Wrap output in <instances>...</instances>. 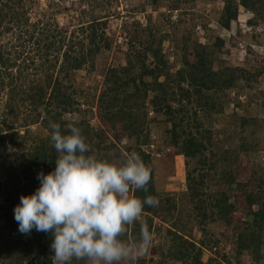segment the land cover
<instances>
[{"label": "trees", "instance_id": "16d2710c", "mask_svg": "<svg viewBox=\"0 0 264 264\" xmlns=\"http://www.w3.org/2000/svg\"><path fill=\"white\" fill-rule=\"evenodd\" d=\"M2 1L4 5H0V37L11 33L12 28L17 29V34L13 37L14 47L27 49L31 56L19 59L13 46L0 43V99L3 96L2 105L5 111L4 118L0 115V122L7 125L20 117L22 127L26 130L28 125L37 123L40 119L48 135L38 140L39 143L28 147L29 149L20 151L17 168L21 170L24 178L22 185L18 183L19 178L14 173L8 172L6 176L3 171L4 162L0 157V166L3 168L1 170L6 178V181L0 182V264H53L51 257L54 253L50 249L53 238L50 234L37 232L35 229L27 235L22 234L14 219V208L19 205L22 195L34 194L39 187L38 173L42 171L48 174L54 170L56 153L50 142V122L59 123L62 132L66 130L67 124L73 123L81 129L91 152L94 147L100 150L99 144L104 138L102 129L90 127L83 119L70 121L65 117L81 112V94L72 85L74 73L81 69H91L95 57L108 50L110 44L104 33V21L100 18L74 26L59 25L54 19H38L34 24L35 29L31 25V30H24L22 28L25 27L27 18L22 20L21 13L15 7L19 0L8 7L7 2L10 0ZM165 1L167 10L172 11L189 6L192 2ZM218 1L222 3V8L217 24L225 30L234 22L238 5L256 17L260 16V6H264V0H238L237 3L233 0ZM147 3L155 7L157 0H149ZM3 8L6 9L4 16ZM7 15L10 25L1 26V20ZM186 32L176 41L182 43L181 46L186 52L191 53L194 63L183 62L181 68L174 73L175 78L171 80L174 87L168 86V78L158 81V78L168 75L166 60L157 49L162 40L166 39L164 36L156 40L150 36L149 45L136 53L128 67L106 70L103 87L96 100L98 121L108 125L107 130L113 132L116 141L118 134L115 130H120L119 133L124 134L127 144H130L124 147L126 151H135L147 165L148 157L140 150V145H147L150 141L147 122L151 120L147 119L150 111L145 103L147 100L149 106H153L151 111L159 112L164 117L163 122L168 124L165 130L167 144L174 149L175 156L182 158L187 165L195 162L197 166L186 172L185 189L188 208L194 213L193 222L203 234V239L197 245L188 240L186 223L181 224V228L176 231L168 229L166 235L169 236V246L164 258L179 264H231L224 254L220 255L219 260L209 258L202 262L200 259L202 247L210 248L220 243L217 238L204 239L205 225L221 223L225 225L221 237L234 251L233 264H241L238 256L243 251L249 254L252 264H260L264 260V168L255 164V173L260 172L263 178H259L254 186L242 184L236 178L240 175L238 155L248 157L255 154L264 142L261 139L263 123L256 117L232 113L238 136L236 149L215 152L212 151L213 143L209 131L199 132L197 129L203 124L204 116L216 113L230 100L236 107H242L236 97L228 99L227 93L233 89H241L240 82L244 76H257L258 72L264 71V67L259 68L261 70L251 67L245 71L241 67L225 65L220 59L224 46L220 39H214L212 45L201 44L196 38L189 42V33ZM154 41L155 49L151 45H154ZM250 52L246 48V53ZM149 56L151 62L147 63ZM245 63L251 65L249 60ZM184 65L188 72L184 71ZM181 84H185V87H181ZM173 90L180 91V97H176ZM247 102L250 104V101ZM191 104L195 108L189 115L187 107ZM196 109L207 115L197 116ZM197 117L200 121L198 126L190 127L189 123L196 122ZM10 119L12 120L9 122ZM98 157L110 160L107 149L100 151ZM152 178L151 172L147 192L136 191V196L141 199L153 196L157 199ZM153 208L145 205L143 213L149 230L151 221L147 215L153 212ZM246 217L250 219L244 221ZM138 233L137 223L129 229L128 239L137 237Z\"/></svg>", "mask_w": 264, "mask_h": 264}, {"label": "rangeland", "instance_id": "374dc122", "mask_svg": "<svg viewBox=\"0 0 264 264\" xmlns=\"http://www.w3.org/2000/svg\"><path fill=\"white\" fill-rule=\"evenodd\" d=\"M93 1L94 3H92ZM146 1L149 2V0H19L18 4H15L17 11L22 15V20L24 17L27 18L26 25L22 28L24 30H31V25H34L38 19L42 21L54 19L63 26L86 23L94 18L104 21V33L110 44L109 49L100 52L95 57L91 69H81L74 73L72 85L80 91L79 109L81 112L77 115L67 116L65 119L70 121L83 119L90 127L102 129L104 138L103 142L99 144L100 150L94 147L91 154L98 157L100 151L107 149L110 161H118L123 158L125 152H132V150L126 151L124 148L130 144H127L125 135L119 133L120 130H115L118 134V141H116L113 132L107 130L109 129L108 125L100 124L97 117L96 100L101 87H103L106 70L128 67V63L133 60L136 53L149 45L150 36H153V40L162 36L166 37L157 49L166 60L168 75L158 78V81L161 82L163 78L164 80L168 78L167 82L170 88L174 87L175 84H172L171 80L173 77L175 78L174 73L181 68L183 62L194 63L191 53L186 52L181 46L182 43L176 41L184 31H187L186 34L189 33V42L196 38L201 44L212 45L215 42L214 39H220L224 43L220 59L225 65L241 67L245 71L251 67L255 69L264 67V60H262L264 59V6H260V16L256 17L238 5L234 22H231L229 28L225 30L219 28L217 24L222 8V3L218 0H192L191 5L179 7L174 11L167 10V1L165 0H157L155 7H151ZM233 1L238 2V0ZM14 3L16 0L8 1L7 7ZM0 5H4V1L0 0ZM5 11L6 9L3 8L2 16ZM7 17L8 15L1 20V26L10 25ZM249 22L250 24H248ZM17 31L12 28L11 33L3 34L0 37V43H6L8 47L13 46L19 59L27 58L31 56L27 49L14 47L13 37ZM151 45L154 46V49L156 48L155 41L154 45ZM246 48H249L251 52L247 54ZM247 60H249L250 66L245 63ZM150 62L149 56L147 63ZM183 68L184 71H187L185 65ZM240 86L241 89H233L227 95L228 99L236 97V100L242 103V107H236L230 100L222 109L209 116H204L207 115L205 112L196 109L197 116H204L203 124L198 126L200 123L198 117L196 122L189 123L190 127L198 126L197 131L199 132L209 131L214 152L236 149L238 136L236 135L235 117L231 115L232 113L256 117L263 123V127L262 123L261 127L264 129V71L258 72L257 76H244ZM181 87L184 88L185 84H181ZM168 92H174L176 97L181 95L178 90ZM247 101H250V104ZM2 103L3 96L0 99V115L1 118H4L5 111ZM145 103L148 105L147 109L150 110L147 113L148 121L151 120V122H147L150 141L147 145H140V150L148 157L147 166L152 170L153 188L157 194L158 205L153 208V212L147 215L151 221L150 231L153 233L152 247L148 254L131 264H179L164 258L169 246V236L166 235V230L176 231L181 228V224L185 225L186 223L185 230L188 233L186 234L188 240L197 245L203 239V234L193 222L194 213L188 208L189 203L185 189L186 172L196 164L189 162L187 165L182 158L175 156L174 149L167 144L165 130L168 128V124L163 122L164 117L159 112L151 111L153 106H149L147 100ZM181 106L184 105L181 104ZM154 107L157 108L156 105ZM194 108L195 106L192 104L187 107L189 115ZM19 109L23 108L19 107ZM5 125L2 121L0 122V138H3L0 140V157L4 162L3 171L6 172V176L8 172L14 173V176L19 178L18 183L22 185L24 178L21 170L17 168V162L21 156L20 151H25L39 143L38 140L48 135V132L46 128L42 127L40 119L37 120V123L25 127L26 130L22 127L23 122L20 117ZM261 136L264 141V130ZM238 159L240 175L236 178L237 181L250 186L257 184L259 178L263 177L260 172L255 173L257 171L255 164H260L264 168V142L260 144L255 154L248 157L239 154ZM1 168L2 166H0V182H3L6 181V178ZM236 214L237 212L233 216L236 217ZM249 219L246 217L244 221ZM223 228L225 225L221 223L205 225L206 236L204 239L217 238L220 239V243L210 248H201L200 259L202 262H206L209 258L219 260L220 255L224 254L231 264L234 263V251L221 237V233L224 232ZM238 260L241 264H252L249 254L244 251L238 256ZM74 264H78V262H74ZM260 264H264V260Z\"/></svg>", "mask_w": 264, "mask_h": 264}, {"label": "clouds", "instance_id": "9594fccd", "mask_svg": "<svg viewBox=\"0 0 264 264\" xmlns=\"http://www.w3.org/2000/svg\"><path fill=\"white\" fill-rule=\"evenodd\" d=\"M54 170L37 174L34 194L21 196L14 219L22 234L33 229L50 234L53 264H131L149 253L153 233L143 219L145 205L155 207L147 192L151 168L135 151L110 161L89 154L91 148L73 123L62 132L50 122ZM139 224L138 236L128 239Z\"/></svg>", "mask_w": 264, "mask_h": 264}, {"label": "built area", "instance_id": "2783aa9c", "mask_svg": "<svg viewBox=\"0 0 264 264\" xmlns=\"http://www.w3.org/2000/svg\"><path fill=\"white\" fill-rule=\"evenodd\" d=\"M55 1H57V0H55Z\"/></svg>", "mask_w": 264, "mask_h": 264}]
</instances>
